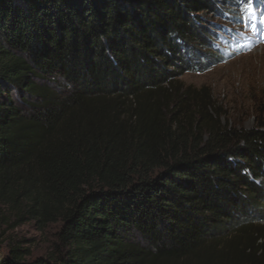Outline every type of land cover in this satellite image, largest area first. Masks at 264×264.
I'll use <instances>...</instances> for the list:
<instances>
[{
    "label": "trees",
    "instance_id": "16d2710c",
    "mask_svg": "<svg viewBox=\"0 0 264 264\" xmlns=\"http://www.w3.org/2000/svg\"><path fill=\"white\" fill-rule=\"evenodd\" d=\"M207 12L0 0V212L55 227L45 254L15 245L0 264H199L240 235L264 254V124L229 126L176 84L223 54Z\"/></svg>",
    "mask_w": 264,
    "mask_h": 264
},
{
    "label": "rangeland",
    "instance_id": "374dc122",
    "mask_svg": "<svg viewBox=\"0 0 264 264\" xmlns=\"http://www.w3.org/2000/svg\"><path fill=\"white\" fill-rule=\"evenodd\" d=\"M216 13H206L213 36L211 43L223 54L206 63L204 70L185 73L177 81V86L190 94L207 96L219 110L221 120L229 126L252 129L264 124V0H251L254 21L262 28L255 33V22L247 21L244 8L248 0H214ZM205 64V63H204ZM191 102V100H190ZM124 117L119 116L120 121ZM0 249L8 254L12 246L28 250L31 256L39 257L47 252L53 240L54 226L45 231L35 224L26 222L18 225L15 220L0 212ZM264 232V222L258 224ZM239 244H236V242ZM259 244V243H257ZM245 235L207 247L200 253L199 264H264V254L260 250L248 249ZM196 259L193 261L195 262Z\"/></svg>",
    "mask_w": 264,
    "mask_h": 264
},
{
    "label": "snow or ice",
    "instance_id": "6c2138e0",
    "mask_svg": "<svg viewBox=\"0 0 264 264\" xmlns=\"http://www.w3.org/2000/svg\"><path fill=\"white\" fill-rule=\"evenodd\" d=\"M244 12H245L246 17L251 14L252 12L251 0H248V4L244 8Z\"/></svg>",
    "mask_w": 264,
    "mask_h": 264
}]
</instances>
